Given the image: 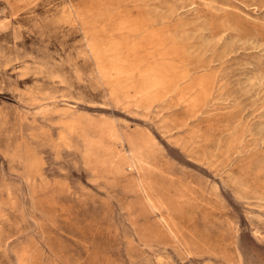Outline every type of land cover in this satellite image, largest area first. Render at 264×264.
Instances as JSON below:
<instances>
[{
	"label": "rangeland",
	"instance_id": "obj_1",
	"mask_svg": "<svg viewBox=\"0 0 264 264\" xmlns=\"http://www.w3.org/2000/svg\"><path fill=\"white\" fill-rule=\"evenodd\" d=\"M0 264H264V0H0Z\"/></svg>",
	"mask_w": 264,
	"mask_h": 264
}]
</instances>
